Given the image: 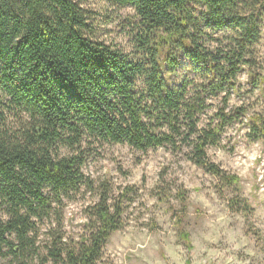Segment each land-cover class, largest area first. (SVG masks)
Instances as JSON below:
<instances>
[{
  "label": "trees",
  "instance_id": "trees-1",
  "mask_svg": "<svg viewBox=\"0 0 264 264\" xmlns=\"http://www.w3.org/2000/svg\"><path fill=\"white\" fill-rule=\"evenodd\" d=\"M104 1L134 10L129 50L96 38L82 0H0V264H101L137 191L85 174L94 146L185 154L239 188L208 150L246 117L264 140V110L231 107L244 86L264 105V0ZM88 198L74 238L67 207Z\"/></svg>",
  "mask_w": 264,
  "mask_h": 264
},
{
  "label": "rangeland",
  "instance_id": "rangeland-1",
  "mask_svg": "<svg viewBox=\"0 0 264 264\" xmlns=\"http://www.w3.org/2000/svg\"><path fill=\"white\" fill-rule=\"evenodd\" d=\"M82 3L96 14L99 41L130 49L132 8L112 7L104 0ZM260 52L264 60V31ZM240 81L245 85L246 76ZM245 88L231 107L245 103L251 113L263 111L258 93L249 95ZM247 120L228 127L221 144L207 152L211 162L239 178V188L223 186L185 154L94 146L85 174L97 183L109 181L116 192L127 186L137 191L136 202L125 213L126 226L111 237L101 264H264V140L247 138ZM234 198L247 200L252 212L230 209ZM91 203L88 198L68 205V235L78 238L82 233L84 209Z\"/></svg>",
  "mask_w": 264,
  "mask_h": 264
}]
</instances>
